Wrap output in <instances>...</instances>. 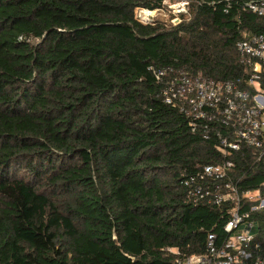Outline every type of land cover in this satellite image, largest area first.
I'll return each instance as SVG.
<instances>
[{
	"label": "trees",
	"instance_id": "1",
	"mask_svg": "<svg viewBox=\"0 0 264 264\" xmlns=\"http://www.w3.org/2000/svg\"><path fill=\"white\" fill-rule=\"evenodd\" d=\"M183 2L176 25L135 16ZM262 2L0 0V264H188L221 245L235 204L191 203L184 175L230 161L264 194V156L193 132L154 71L246 86L237 45L264 37Z\"/></svg>",
	"mask_w": 264,
	"mask_h": 264
},
{
	"label": "built area",
	"instance_id": "2",
	"mask_svg": "<svg viewBox=\"0 0 264 264\" xmlns=\"http://www.w3.org/2000/svg\"><path fill=\"white\" fill-rule=\"evenodd\" d=\"M230 5L233 0H221ZM176 6L174 25L180 22L179 14L187 13V3ZM264 13V2L251 5ZM227 12V11H226ZM240 61L249 69V76L242 88L238 82H214L172 68L154 71L162 83V100L165 104L184 113L193 132L206 128L225 127L219 135V149L224 153L241 151L243 145L251 147L259 158L264 156V37L254 35L237 45ZM230 161L204 166L195 174L184 175L188 200L193 204L207 202L221 205L234 203L225 226L228 236L219 245V237L210 233L206 252L193 255L188 264H264V240H258V225L252 216L264 210L261 191L240 193L230 181ZM244 200L251 203L246 209ZM246 209V210H245Z\"/></svg>",
	"mask_w": 264,
	"mask_h": 264
},
{
	"label": "rangeland",
	"instance_id": "3",
	"mask_svg": "<svg viewBox=\"0 0 264 264\" xmlns=\"http://www.w3.org/2000/svg\"><path fill=\"white\" fill-rule=\"evenodd\" d=\"M168 9L167 10H161V11H154V12H149L146 10H137L135 12L136 18L144 23H152L154 21H165V22H172L173 21V16L174 18L177 16L175 14L176 12V6L177 4H170L168 3Z\"/></svg>",
	"mask_w": 264,
	"mask_h": 264
}]
</instances>
